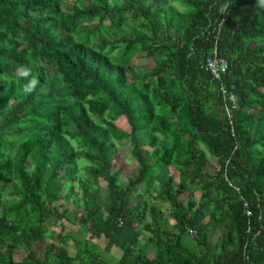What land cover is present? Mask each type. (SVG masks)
<instances>
[{
	"label": "trees",
	"instance_id": "1",
	"mask_svg": "<svg viewBox=\"0 0 264 264\" xmlns=\"http://www.w3.org/2000/svg\"><path fill=\"white\" fill-rule=\"evenodd\" d=\"M94 239L114 264H264V0H0V264H111Z\"/></svg>",
	"mask_w": 264,
	"mask_h": 264
},
{
	"label": "rangeland",
	"instance_id": "2",
	"mask_svg": "<svg viewBox=\"0 0 264 264\" xmlns=\"http://www.w3.org/2000/svg\"><path fill=\"white\" fill-rule=\"evenodd\" d=\"M113 1V0H111ZM174 6L177 7V8H180L181 10L184 9V7H182L179 3L177 2H174ZM135 27L137 26V24L135 23L134 25ZM129 35V31H128V28L125 27V28H122V29H119L117 31L116 34H109L108 37L110 38H115L119 35ZM133 63L138 65L139 66V70L141 72L144 71L145 68H149L151 65H153V62L151 61H147L144 57H141V56H136L133 58ZM127 126V124H126ZM73 130V128L71 129ZM130 149H131V144L130 143H125V144H121L119 145V148H118V151H117V156L115 158V167L116 168H121L122 169V172H121V177L127 181L128 179L130 178H133L135 177V172H136V163L132 160L131 156H130ZM166 173L163 172L161 174L158 175V178L161 179L162 176ZM104 181H101V184L102 186H104ZM76 189L78 190V186L76 184H74ZM144 186V185H143ZM105 195V193H104ZM185 196V195H183ZM147 197V196H145ZM158 207L160 209H162V211H165L166 212V208L168 206L167 203H160V204H157ZM65 206L68 208V216L70 219H76L78 216H79V210L78 208L76 207V205L72 202H65ZM63 222V225H64V230H71V231H75L77 229V225L73 222H70V221H67V220H62ZM48 236L42 240L41 242L38 241L36 242L34 245H33V248L34 250L40 254L43 252L44 250V244L47 242H52V241H55V244L58 245V233H60V226L59 225H56L54 227H49L48 229ZM63 233V231L61 232ZM214 235H216V233H214ZM214 237V236H212ZM94 242L98 243L97 245H101L102 244V241L101 239L99 240H93ZM21 248L19 250H16L15 251V259L16 260H20L22 259L26 253H27V248L26 246L24 245H21L20 246ZM65 247L66 249L68 250V253L71 254V255H74L75 253V246H74V243L72 241H68L66 244H65ZM103 251V250H102ZM118 251L121 252V250L118 248ZM101 254V253H100ZM115 263V262H114Z\"/></svg>",
	"mask_w": 264,
	"mask_h": 264
},
{
	"label": "built area",
	"instance_id": "3",
	"mask_svg": "<svg viewBox=\"0 0 264 264\" xmlns=\"http://www.w3.org/2000/svg\"><path fill=\"white\" fill-rule=\"evenodd\" d=\"M225 11V10H224ZM225 19L222 18L221 22H223ZM218 34V33H217ZM203 66L209 70L211 76L214 78V79H217L220 81V85H219V89L221 90V92L224 94V95H228V99L230 100V102L232 103V106H234L236 104V97H235V94L233 93V91H228L225 87H224V84H223V81H222V76L224 74L227 73L228 69H229V62L227 60V58L223 57L220 52H219V47H218V44H217V36H216V39L214 40L213 42V45L211 47V51L209 53V55H207L204 60H203ZM233 87V86H232ZM229 107L226 106V110H227V113L229 114ZM229 117H230V114H229ZM229 185H232L231 183H229ZM234 188L236 190H238L239 188L234 186ZM243 206L246 208V214L247 215H250L251 212L250 210L248 209V203L247 201L245 200L244 201V204Z\"/></svg>",
	"mask_w": 264,
	"mask_h": 264
},
{
	"label": "crops",
	"instance_id": "4",
	"mask_svg": "<svg viewBox=\"0 0 264 264\" xmlns=\"http://www.w3.org/2000/svg\"><path fill=\"white\" fill-rule=\"evenodd\" d=\"M210 163L211 164L209 165V168L214 170L215 161L213 159H210ZM166 211H167V208H166ZM214 233H216V235H214ZM221 233H222L221 226L219 224L214 225V227L211 231L210 239L212 241H216L218 239V237L221 235ZM212 236H214V237H212ZM105 245H106V241L103 239L102 244L100 245V247L103 250L102 256L107 262L114 264V262H116L118 260V258L120 257L121 252L118 251V247H116V246H111V248L108 251H106L104 249Z\"/></svg>",
	"mask_w": 264,
	"mask_h": 264
}]
</instances>
